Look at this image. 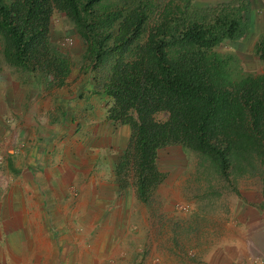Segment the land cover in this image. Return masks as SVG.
<instances>
[{
  "label": "trees",
  "instance_id": "16d2710c",
  "mask_svg": "<svg viewBox=\"0 0 264 264\" xmlns=\"http://www.w3.org/2000/svg\"><path fill=\"white\" fill-rule=\"evenodd\" d=\"M188 5L0 0V54L7 66L63 85L71 64L51 42L54 13L82 39L84 60L112 59L101 85L109 100L105 118L129 133L113 174L119 189L130 182L145 206L166 177L157 167L164 148L194 155L197 168L209 167L225 182L247 171L258 176L257 165L264 166V35L253 45L262 72H243L232 54L217 48L248 33L247 0L214 9Z\"/></svg>",
  "mask_w": 264,
  "mask_h": 264
},
{
  "label": "rangeland",
  "instance_id": "374dc122",
  "mask_svg": "<svg viewBox=\"0 0 264 264\" xmlns=\"http://www.w3.org/2000/svg\"><path fill=\"white\" fill-rule=\"evenodd\" d=\"M111 1L120 4L121 0ZM152 1L156 8L165 4L178 6L185 3V0ZM235 1L188 0V6L191 7L190 9L192 7L214 9L216 6ZM247 3L245 17L250 25L248 33L238 42L222 44L217 51L232 54L234 65L239 70L260 74L262 65L253 53V45L259 36L264 35V4L261 0H247ZM50 30L51 42L59 48L61 54L67 56L71 64L70 74L63 83L68 85V94L76 95L77 92L79 99L84 101L82 85H91L92 98L107 109L109 100L102 94L101 85L112 59H101L98 64L95 61L84 60L85 45L82 39L60 14L52 15ZM8 72L11 79L18 80L23 76L26 80L25 75H28L29 83L33 82L34 85H55L50 79H43L38 75L7 66L0 54V83L4 81L6 85H13L7 80ZM2 104L1 99L0 113H2ZM76 113L73 112V116H70V124H67L68 132H71L69 144L61 145L58 141L52 160V165L60 167L59 171L56 170V176L64 178L63 181H69V184L58 185L56 188L59 192L64 187L67 200H71V204H74L72 212L75 227H80L83 221L85 223L84 218L82 221V218L75 214L80 212L81 200L90 189L99 194L95 197L104 194L112 197L113 207L106 212V216L100 217L97 213V217L91 216L88 219L91 236L100 233L101 238L96 240L104 239L111 248L113 242L116 244L119 238L123 237V243L126 244L125 239L129 247L128 251L126 248L125 253L120 255L98 249L97 253L102 254V262L99 264L264 263V171H262L264 166L257 165L258 176H251L247 171L235 179L230 177L229 182H225L209 167L197 168L200 163L194 155L184 153L179 147L164 148L157 154V167L160 172L166 174V177L150 197L149 204L145 206L135 198L130 182L125 188L119 189L113 169L101 171L97 169L105 164L103 161L109 160L107 152H101L95 157V161H92L93 159L88 161L86 154L88 141L91 140L85 139L86 131H84L87 127L84 122L88 120L82 119ZM2 119L0 118V128L7 129L11 135L17 132L15 123L9 122L7 117ZM156 119L162 121L164 115H158ZM28 124L30 129H34L33 122ZM123 127L124 130H128L126 126ZM12 142L19 145L17 138ZM13 143H10L7 149H12ZM62 158H65V163H62ZM88 168L89 172H87ZM9 171L3 172L0 163V211L6 212L4 217H0V221L8 219L7 216L12 209L18 206V196L22 195L17 185L18 169L11 168ZM98 175L107 179L111 177V183L105 186L97 185L98 187L82 184L87 178ZM93 203L95 206L101 205L96 199ZM98 210L100 209L95 207L94 212ZM120 225L122 234L117 233ZM124 232L127 233L126 237L123 236ZM94 240L95 237H92L89 241V252L95 251L97 247V241Z\"/></svg>",
  "mask_w": 264,
  "mask_h": 264
},
{
  "label": "crops",
  "instance_id": "0c3cea01",
  "mask_svg": "<svg viewBox=\"0 0 264 264\" xmlns=\"http://www.w3.org/2000/svg\"><path fill=\"white\" fill-rule=\"evenodd\" d=\"M6 75L13 85H6L1 80L0 100L3 107L0 118L7 117L9 122L15 123L17 132L11 135L7 129L0 128V163L5 173L10 172L11 168L18 169L17 185L22 195L18 196V206L12 209L8 219L0 221V264H99L102 254L97 253L98 249L114 255L124 254L129 247L125 239L126 244L123 243V237L116 244L113 242L111 248L104 239L96 240L101 238L100 233L91 236L88 225L91 216L97 217V213L100 217L107 215L106 212L113 207V198L107 194L95 197L98 193L90 189L81 200L80 212L75 214L82 221L85 219V223L83 221L80 227H75L74 204L67 200L64 187L59 192L56 188L58 185L67 186L69 181L56 176V170L59 171L60 167L52 165V160L58 141L61 145H67L68 139L71 140L67 124H70L74 111L82 119L88 120L84 122L87 126L85 139L91 140L88 141L86 154L88 161H95L101 152H107L109 160L103 161L105 164L97 168L99 171L113 169L127 143L128 130L106 120V108L92 98L91 85H82L83 101L77 92L76 95L68 94V85H34L33 82L29 83L28 75H25L26 80L23 76L18 80L11 79L9 72ZM27 122H33L34 129H30ZM15 138L19 145L12 142ZM10 143L14 146L7 149ZM61 161L65 163V158ZM110 178L98 175L87 178L82 184L105 186L111 183ZM95 199L101 205L95 206ZM95 207L100 210L94 212ZM5 215V211H0V217ZM117 233H123L121 225ZM126 235L124 232L123 236ZM92 237H95L97 247L89 252ZM128 261L131 262V259L128 258Z\"/></svg>",
  "mask_w": 264,
  "mask_h": 264
},
{
  "label": "built area",
  "instance_id": "2783aa9c",
  "mask_svg": "<svg viewBox=\"0 0 264 264\" xmlns=\"http://www.w3.org/2000/svg\"><path fill=\"white\" fill-rule=\"evenodd\" d=\"M68 42V41H67Z\"/></svg>",
  "mask_w": 264,
  "mask_h": 264
}]
</instances>
